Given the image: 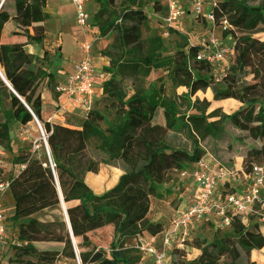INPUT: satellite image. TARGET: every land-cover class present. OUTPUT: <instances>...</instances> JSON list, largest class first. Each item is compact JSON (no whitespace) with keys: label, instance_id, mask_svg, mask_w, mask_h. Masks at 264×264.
<instances>
[{"label":"trees","instance_id":"trees-1","mask_svg":"<svg viewBox=\"0 0 264 264\" xmlns=\"http://www.w3.org/2000/svg\"><path fill=\"white\" fill-rule=\"evenodd\" d=\"M49 1L6 0L0 9V69L28 107L0 78V93L9 92L11 102L10 120L0 129V146L1 141L6 142L5 147L10 144L9 122L15 121L24 127L33 121L31 111L43 124L52 160L51 164L47 155L32 157L31 151H21L13 159L14 166L26 165L12 180L9 191L14 200L13 219L20 222L17 239L22 243H28L31 238L64 240L61 253L38 254L37 248L29 245L16 249L15 261L17 264H56L62 254L60 264L75 263L73 244L59 200L60 190L75 239L79 228L84 225L104 222L114 224L116 228L109 251L93 252L89 241L77 244L82 264H141L139 252L137 256L134 251L124 249L123 243L117 246L116 241L122 235L137 237L147 233L150 237H157L163 227L145 221L138 229H130L129 221L121 210L111 206V200L120 197L130 187L159 199L161 181L150 171L156 161L167 176L171 170L187 171L188 165L192 168L202 157L211 154L201 147L199 139L212 137L216 142L229 143L232 150L238 149L237 154L243 158L235 163H224L211 154L222 167L247 175L256 165L264 163V74L254 61L255 56H264L261 37L264 35V0H217L214 8L216 20L218 24L223 20L233 26L234 29L225 31V35L230 34L237 43L225 66V75L217 80L211 75L214 65L197 60L204 45H191L186 38V43L173 56L166 55L161 31L150 27L145 9L127 7L119 0H94L99 8L91 15L89 27L97 37L113 35V42L102 51V56L108 59V66L102 68L106 76L102 95L87 114L81 129L51 124L42 118L43 104L37 93L38 86L47 77L52 81L46 68L63 57L58 50L52 55L45 51L43 58L32 56L26 52V47L44 44L45 36L32 35L31 27L38 20L49 19L42 13ZM183 1L187 3L188 0ZM148 8L161 19L168 16V8L158 0H151ZM158 70H166L174 81L184 80L182 85L188 87L189 98H194L197 115H182L176 100L165 96L163 86L151 87L147 91L135 90L133 96H128L124 82L134 84L137 78L148 77ZM209 89L213 91L215 101L230 97L239 101L241 106L230 115L210 121L208 112L212 103L197 97L199 92ZM159 111L166 129L177 137L183 136L191 143L190 147L174 149L165 144L155 147L138 133L156 118ZM100 118L109 120L116 136H108L96 127ZM257 130L260 132L256 142L249 143L250 135ZM120 137L129 138L131 146L123 150L115 148L114 141ZM167 152L181 156L179 162H171V169L165 159ZM87 153L91 155L94 168L98 163L121 172L108 193L97 195L79 176L78 169ZM71 203L79 206L71 209ZM261 203L264 204V195ZM45 205H51L57 215H46L47 220L25 218L29 212ZM257 207L260 208V204ZM261 226L258 221L245 223L242 217L235 218L231 227L220 229L227 230L226 233L219 232L210 243L197 244L203 261L199 259L186 264H264L259 261V257L264 256ZM194 242L197 243V239ZM178 254L183 251L174 250V264H184L176 258ZM24 257L36 261H23Z\"/></svg>","mask_w":264,"mask_h":264},{"label":"rangeland","instance_id":"rangeland-1","mask_svg":"<svg viewBox=\"0 0 264 264\" xmlns=\"http://www.w3.org/2000/svg\"><path fill=\"white\" fill-rule=\"evenodd\" d=\"M63 1L66 3L69 2V0H54L53 2L48 3V11H50L51 13L49 24L50 26H55L54 24L57 25L58 22L68 21V25L74 27L76 23V15L72 2L67 3L66 5L65 18L59 17L58 21L55 22L57 15L56 5ZM119 1L123 3L122 0ZM173 1L178 4L182 11V15L176 21L174 27H167L162 20L160 21L156 17H154V14L152 12L148 13L150 27L154 29L158 28L161 31L160 33L162 34L164 40V48L166 55L173 56L178 50V48L186 43V38L188 39L191 45L202 46L207 44L212 36V31L215 33L217 39H221V37H224V41H222L221 43L224 47L231 46L232 39L230 34L226 36V33L222 32L220 28L217 27L216 29H213L212 26H210L205 21V19L198 18L194 13L192 7H190V5L185 1ZM1 2L2 0L0 1V4ZM163 7L166 8V6ZM98 8L99 6L96 5L94 0H88L87 9L89 11L90 16L94 14ZM146 8H148V4L146 5ZM170 29H172V31ZM79 30L84 35L83 41L90 39L93 43L95 40L102 39L107 45L113 42V35H109L105 38H100L99 36L97 37L92 33H84L80 28ZM165 32H167L168 35H164ZM261 37L264 40V35H261ZM45 40H47L45 44L48 45V47L51 49L50 53L52 55L58 50L56 46L58 43H56L55 39H51V37H45ZM73 52L74 51H72L71 53ZM254 61L255 64L261 68L264 74V56H255ZM225 66L227 65L216 64L212 67L211 75H213L215 80L220 79L221 77H223V75H225V72L227 70V67ZM183 81V79L174 81L171 79V75L168 74L166 70H158L153 71L148 77L137 78L134 84L128 83L126 81L124 82V85L129 97L133 96L135 90L147 91L151 87L163 86L165 96L176 100L179 112L182 115H197L198 112L196 109H194V98H189L188 87L182 85ZM216 83L219 82L216 81ZM218 88L219 87H217V89ZM197 97H199L201 100H206L212 103V107L208 112V119L210 121H214L223 116L230 115L236 112L241 106V103L239 101L230 97H221L219 100L215 101L213 91L211 89L199 92L197 94ZM10 114L11 102L9 98V92H1L0 129L5 122H8L10 120ZM106 123L109 129L105 133L111 137L116 136L117 132L112 128L109 123V120L106 119ZM41 125L43 127L42 123ZM26 126L27 128H24L22 126L17 125L15 121H10V144L8 147H5L6 142L1 141V146L4 148L5 151L13 155L18 154L21 151H31L32 157L39 158L44 157L45 155H47L48 157L45 142L42 133L38 130L37 123L33 119V121L27 124ZM26 131H28L29 134H25ZM259 132L260 131L257 130L252 133L249 137L248 142L254 144L257 140ZM138 133L143 134L146 139L155 147H159L162 144H165L171 148L178 149L190 147L191 144L190 142H187L183 136L177 137L166 129L164 119L160 111L157 112L156 118L152 122L146 124L141 129H139ZM199 144L205 149L206 153L213 154L215 157H217L224 163H235L238 159H243L237 154V152L239 151L238 149L232 150V148L229 147V143L216 142L212 137H206L205 140L199 139ZM130 146L131 141L129 138L126 137H120L114 141V147L120 150L129 148ZM165 159L168 168L171 169V162H179L181 160V156L179 154H172L170 152H167ZM5 161L7 162V167H9V169L7 168L6 172H3V170L0 171L1 178L3 176H10V169H12L13 158H11L10 156L8 158L6 157ZM82 162L78 169V174L97 195H103L105 193H108L115 186L112 179L118 176V172L114 171L113 168L108 169L107 167L100 166L98 163L96 168H94V164H91L92 158L90 153H87L85 161L83 163ZM187 168V171L184 172L171 170L169 172V175L167 176L162 170L159 163H157L156 161L150 171L153 176L157 177L161 181L159 189V199L147 195V193H145L143 190L130 187L120 197L111 200V206L121 210L123 212L124 218L129 221L130 229H138L139 225H141L145 221L153 224L162 225L163 232L158 236L159 238L157 239L154 245L158 250H160L162 247L165 234H167L168 231L172 229L174 221L178 217L179 211L188 209L194 201L195 196L193 192V186L187 179V176L183 175L184 173H187L192 169L191 165H188ZM120 173L121 172L119 171V175ZM248 185L249 183L245 181H240L236 189L220 186L215 192L214 200H216L217 202H223L225 196L228 193L235 191L241 192ZM4 200L6 204L5 211L10 235L13 237H17L16 230L17 226L20 225V222L15 221L13 219L14 200L10 193L5 196ZM78 206V203H71L69 207L71 209H75ZM46 215H51L52 217H55L57 215L53 211L51 205L41 206L29 212L25 216V218H37L40 220H47ZM217 221V216L214 214L212 218L206 217L200 223H196L193 225V229L191 230L190 235L188 237L189 240L183 243L184 250H181L183 251V254H178L176 256V258L181 263L186 264L189 261L201 259L202 253L197 244L210 243L213 241L215 235L219 232H227V230H220L218 228ZM251 221L257 222L258 220L254 217H250L249 222ZM260 224L262 225L261 232L264 235V223ZM115 231L116 228L114 224H106L104 222H100L93 225L81 226L77 234V239H75L74 237L76 243V250L77 244L84 243V239L87 238L91 245V251L96 252L100 249L109 251L110 246L114 242ZM125 233H128V230H125ZM196 239L197 243L194 242V240L196 241ZM150 241V235H148L147 233H143L141 236L137 237L131 235H122L119 238L118 242L116 241V245L118 246L120 243H123L125 247L124 249L134 251V253L139 256L138 246H140L141 243H146ZM180 241L181 239H175L172 242V248L168 252V259L166 261V264H174L173 258L174 250L176 249L175 246H177ZM63 243L64 240L62 238H31L28 244H25L23 248L31 245L37 248L38 254H54L57 251H59L60 253L63 252ZM16 249L19 248L14 247L6 252L4 259L8 264L9 262L11 264H17V262L15 261ZM73 250L75 253L74 246ZM59 258L60 259L58 261L62 260V254L59 255ZM31 260L36 261V259L30 257L23 258V261ZM58 261L56 262V264H60V262ZM201 261H203V259H201ZM259 261H264L263 255L259 257ZM144 264H152V262H145Z\"/></svg>","mask_w":264,"mask_h":264},{"label":"built area","instance_id":"built-area-1","mask_svg":"<svg viewBox=\"0 0 264 264\" xmlns=\"http://www.w3.org/2000/svg\"><path fill=\"white\" fill-rule=\"evenodd\" d=\"M71 2L75 9L77 26L82 32L94 35L89 27L91 16L87 9L88 0H71ZM187 3L192 7L196 16L205 19L213 29L218 27L222 32L234 29L223 20L218 24L214 13V8L218 4L217 0H188ZM167 8L168 16L162 21L167 27H174L176 21L181 17L182 11L173 0H169ZM211 34L209 42L204 45V51L198 55L197 60L207 61L212 65H227L237 44L235 39L231 37V46L224 47L221 44L224 37L217 39L213 31ZM164 35H168V33L165 32ZM80 49L79 60L70 66L64 80L59 81L53 87L54 92L60 98L57 112L81 108L88 114L102 95V84L105 82L106 76L94 65L92 42L82 41ZM41 133L45 142L47 136L45 132L41 131ZM25 134H29V132L26 131ZM6 157L7 151L0 146V171L3 170V172H6L8 166L5 161ZM25 167L26 165L18 166L14 174L10 173L8 177H0V264H8L4 257L9 249L21 248L28 244L19 242L17 237L10 235L4 200L5 196L9 194L12 180ZM183 175L187 176L193 186L195 196L193 203L188 209L179 211L172 231L165 234L160 250L154 246L156 240L141 243L138 246L141 257L150 260L152 264H166L168 252L175 239H181L175 248L184 250L183 243L189 240L193 225L200 223L206 217L212 218L214 214L217 216L219 229L231 227L234 219L238 217H242L245 223L249 222L250 217H254L259 223H264V204L261 203L264 195V163L256 165L252 172L246 175L222 167L213 155L207 154L193 165L191 171ZM240 181H245L249 185L241 192L228 193L223 202L214 200L215 192L220 186L236 189ZM258 204H260V208L257 207ZM75 255L76 261L73 264H82L78 252H75Z\"/></svg>","mask_w":264,"mask_h":264},{"label":"crops","instance_id":"crops-1","mask_svg":"<svg viewBox=\"0 0 264 264\" xmlns=\"http://www.w3.org/2000/svg\"><path fill=\"white\" fill-rule=\"evenodd\" d=\"M54 0H51L49 2H53ZM124 5L127 7L132 8H142L145 9L148 13L152 12L154 14V17H156L158 20H162L159 17V14H156L153 12L151 8H146V5L150 3L151 0H122ZM161 1L163 6H166L169 3V0H159ZM164 1V2H163ZM48 2V3H49ZM71 0H69L70 3ZM66 2H60L56 5V21H58L59 17H64L66 15ZM49 10V5L42 11L44 15H48V20H38L32 24L31 31L32 35L39 36L44 35L47 38L55 39L56 43H58L56 46L58 48V51L62 53V59L58 60L54 63H52L48 68H46V71L52 75V81L51 78L47 77L43 79L37 89V93L41 96L42 104H43V110H42V118L44 121H47L51 124L55 125H61L69 128H75V129H81L86 118L87 113L81 109H70L67 112H57L58 103L60 101L59 96L54 92L53 87L56 83H58L61 80H64L66 72L69 70L70 66L77 62L79 60L80 56V47L81 43L84 39V35L80 32L79 27L74 25V27L68 25L67 22H58L57 25L51 27L49 24L51 13ZM91 41L90 39H87ZM47 40L44 41L43 45H28L26 47V52L32 56H37L40 58H43L45 51H50L51 49L46 45ZM92 42V41H91ZM107 47V44L104 43L102 39L95 40L92 43V53H93V60L94 65L98 71L102 70L103 67L108 66V59L103 57L101 52L105 50ZM74 51L73 53H71ZM99 82V79H98ZM102 122V127L97 125V122ZM96 127L101 129L104 132L108 131V125L106 123V118H100L95 123ZM27 128V126H24V128ZM11 157L14 159V157L17 156V154H11L7 152V158ZM9 169V167H7ZM17 169V166L13 165L12 162V169L11 173L14 174ZM114 171L118 172V176L116 178L114 177L112 181L114 184L117 183L118 177H119V170ZM13 205V204H12ZM14 207V205H13ZM14 209V208H13ZM14 210H13V216H14ZM172 231L169 230L168 232ZM159 237H150V240H156ZM145 260V261H144ZM145 262H150L148 259H143L142 264Z\"/></svg>","mask_w":264,"mask_h":264},{"label":"water","instance_id":"water-1","mask_svg":"<svg viewBox=\"0 0 264 264\" xmlns=\"http://www.w3.org/2000/svg\"><path fill=\"white\" fill-rule=\"evenodd\" d=\"M6 0H2L1 4H0V9L2 7V5L4 4ZM0 78L4 81V83L6 84V86L9 88V90L26 106V108L28 109L27 105L24 103L23 100L20 99V97L16 94V92L12 89V87L10 86V84L6 81V78L4 77L3 73L0 71ZM30 111V110H29ZM31 115L33 116V119L34 121L37 123V125L39 126V129L44 132V129L41 125V123L39 122V120L36 118V116L30 111ZM45 147H46V151H47V154H48V157H49V160H50V163L52 164V160H51V153H50V148L48 146V142H47V139L45 140ZM59 200H60V203H61V207H62V210H63V214H64V217H65V223L67 225V229L69 231V234H70V239H71V242L75 248V252H78L76 250V243H75V239H74V235H73V232H72V229H71V225H70V221H69V218H68V214H67V210H66V207H65V204H64V200H63V196H62V193L61 191L59 190ZM88 239L85 238L84 239V242H87Z\"/></svg>","mask_w":264,"mask_h":264},{"label":"bare ground","instance_id":"bare-ground-1","mask_svg":"<svg viewBox=\"0 0 264 264\" xmlns=\"http://www.w3.org/2000/svg\"><path fill=\"white\" fill-rule=\"evenodd\" d=\"M0 71H1V69H0ZM1 72H2V71H1ZM2 73H3V72H2ZM97 125L100 126V127L103 126L101 121L97 122ZM37 127H38V125H37ZM38 130L40 131L39 127H38ZM40 132H41V131H40Z\"/></svg>","mask_w":264,"mask_h":264}]
</instances>
